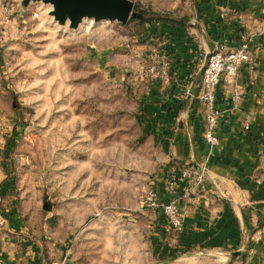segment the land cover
I'll return each instance as SVG.
<instances>
[{"label":"rangeland","instance_id":"1","mask_svg":"<svg viewBox=\"0 0 264 264\" xmlns=\"http://www.w3.org/2000/svg\"><path fill=\"white\" fill-rule=\"evenodd\" d=\"M131 1L146 15L71 28L50 3L0 0V225L19 216L42 264L61 246L72 264H162L142 199L164 153L145 130L134 64L147 61L151 26L192 24L195 0ZM244 224L243 243L191 254L195 264H253L255 253L264 264V212Z\"/></svg>","mask_w":264,"mask_h":264},{"label":"crops","instance_id":"2","mask_svg":"<svg viewBox=\"0 0 264 264\" xmlns=\"http://www.w3.org/2000/svg\"><path fill=\"white\" fill-rule=\"evenodd\" d=\"M194 4L192 24L153 25L146 31V44H157L168 55L171 84L165 86L151 79L146 71L147 61L135 59L134 64L144 87L139 109L145 130L164 153V167L156 171L158 176L153 175L151 185L164 201L179 199L184 222L183 230L176 232L169 228L161 211L154 212L157 220L153 238L162 264H195L191 254H220L243 243L244 214L252 210L264 212V0H195ZM226 7L232 11L223 15ZM244 36L252 37L256 71L250 75L244 69L240 78L244 93L238 103L229 86L219 85L215 104L222 111L217 127L220 143L210 154L203 138L205 107L198 99L182 96V91L190 73H196L194 84L197 82L201 57L217 41L237 44ZM195 90H199L197 86ZM180 162L184 166H207L205 189L184 197L186 183L175 189L169 187V172L175 167L179 175ZM12 219L11 223L0 225V264H42L40 247L32 239L20 236L23 227L19 216ZM9 225L11 232L17 231L11 237L5 230ZM61 248V255L51 261L72 264L68 251ZM255 254L253 264L262 262L257 255L254 260Z\"/></svg>","mask_w":264,"mask_h":264},{"label":"built area","instance_id":"3","mask_svg":"<svg viewBox=\"0 0 264 264\" xmlns=\"http://www.w3.org/2000/svg\"><path fill=\"white\" fill-rule=\"evenodd\" d=\"M232 11L230 7L224 9L223 15ZM264 13V8H263ZM252 37L244 36L240 43L232 44L226 40L217 41L214 48L201 57L199 79L196 80V73H190L185 84L182 96L198 99L205 107V126L203 138L208 145L210 154L214 152L220 143L217 134V127L222 116V111L216 106V93L219 85L224 83L232 89V98L238 103L243 97V89L240 78L244 69L253 75L257 67V56L251 46ZM147 74L162 85H169L173 80L170 70L169 58L166 53L159 50L157 44H151L147 59ZM196 86L198 91L195 90ZM208 168L205 164H198L186 167L180 174H171L169 187L175 189L181 183H186L183 189V196L190 197L197 192L198 188L206 187ZM143 206L147 209L161 211L168 221L171 230L181 232L184 222L179 208V199L164 201L161 193L155 187L146 189L143 195ZM43 264H65L64 261L53 260Z\"/></svg>","mask_w":264,"mask_h":264},{"label":"water","instance_id":"4","mask_svg":"<svg viewBox=\"0 0 264 264\" xmlns=\"http://www.w3.org/2000/svg\"><path fill=\"white\" fill-rule=\"evenodd\" d=\"M43 1L53 5L52 15L60 24L70 21L71 28H78L84 18L100 20H117L125 23L131 16L142 18L143 14L134 10L131 0H24ZM47 208V207H45Z\"/></svg>","mask_w":264,"mask_h":264},{"label":"trees","instance_id":"5","mask_svg":"<svg viewBox=\"0 0 264 264\" xmlns=\"http://www.w3.org/2000/svg\"><path fill=\"white\" fill-rule=\"evenodd\" d=\"M143 15H146V12H144V11H140Z\"/></svg>","mask_w":264,"mask_h":264}]
</instances>
